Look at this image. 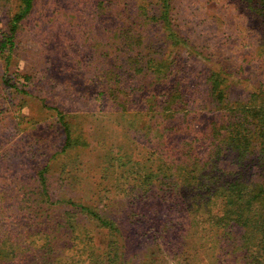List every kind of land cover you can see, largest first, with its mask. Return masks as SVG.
Listing matches in <instances>:
<instances>
[{
  "label": "rangeland",
  "instance_id": "obj_1",
  "mask_svg": "<svg viewBox=\"0 0 264 264\" xmlns=\"http://www.w3.org/2000/svg\"><path fill=\"white\" fill-rule=\"evenodd\" d=\"M22 7L0 0V41ZM12 39L0 50V264L264 253L260 226L247 238L227 218L239 178V204L264 219L252 198L264 155L247 134L264 116V0H33Z\"/></svg>",
  "mask_w": 264,
  "mask_h": 264
},
{
  "label": "trees",
  "instance_id": "obj_2",
  "mask_svg": "<svg viewBox=\"0 0 264 264\" xmlns=\"http://www.w3.org/2000/svg\"><path fill=\"white\" fill-rule=\"evenodd\" d=\"M33 0H23V7L21 11L16 14L10 23V26L8 27V31L6 35H3V38L0 41V50L1 52L3 49L7 46L8 48L12 47V41L13 36L16 31V28L18 26L19 20L30 10L31 3ZM6 36V37H5ZM211 79L214 84H220L222 81V78L217 73H211ZM230 117L235 116L233 114V111L229 114ZM239 117V116H238ZM243 122L239 121V125H242ZM232 125V123H230ZM236 126V124L234 123ZM228 125H225V128H227ZM233 130H235V127H232ZM247 129V128H246ZM248 131V129H247ZM236 134H233V131L228 130L227 131V137L230 139V144L232 147L239 149L241 153H244L249 150L250 145L253 143L252 141L249 142V139L247 135L243 134L242 131H235ZM249 138H256L257 141H259V144L262 146L261 148V155H264V116L257 120V123L253 124L251 133H247ZM249 146V147H248ZM259 156V157H260ZM264 185V184H263ZM263 185H257L258 192L252 197L256 198L259 196V199L257 202L259 207L264 206V186ZM230 192L227 197V201H229V204L232 206H236L234 209H230L229 215H227V218L231 217L233 221L236 224H239L243 227H245V233L247 232V238H250L252 233L255 232L257 229V225L262 228L264 231V219H257V218H251L248 213L242 208V206L239 204V197L247 196L246 194L249 193L247 191L246 185L240 182L239 178H236L231 184H229ZM251 200V199H250ZM95 216H97L95 214ZM226 219V218H225ZM260 242L262 243V246L264 247V239H260ZM253 261L249 264H262L264 261V253L262 249H259L256 251V254L252 256Z\"/></svg>",
  "mask_w": 264,
  "mask_h": 264
}]
</instances>
